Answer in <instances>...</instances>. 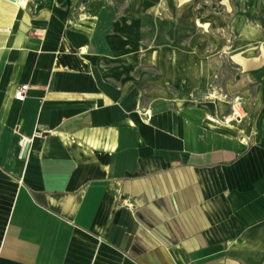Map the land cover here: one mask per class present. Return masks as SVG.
Listing matches in <instances>:
<instances>
[{"label": "crops", "instance_id": "0c3cea01", "mask_svg": "<svg viewBox=\"0 0 264 264\" xmlns=\"http://www.w3.org/2000/svg\"><path fill=\"white\" fill-rule=\"evenodd\" d=\"M253 1L0 0V264H264Z\"/></svg>", "mask_w": 264, "mask_h": 264}, {"label": "rangeland", "instance_id": "374dc122", "mask_svg": "<svg viewBox=\"0 0 264 264\" xmlns=\"http://www.w3.org/2000/svg\"><path fill=\"white\" fill-rule=\"evenodd\" d=\"M258 3H260V0L259 1H257V0H254L253 1L252 8L254 9V13H255L256 8H258ZM235 59L237 60V62L243 64L245 68L248 67L247 63L244 62L243 60L239 59V57L236 56ZM225 70H226V72L224 73V76H226V77L221 78V80L217 82V85L215 84V86H214V87H217L218 90H216V92H215L214 91V87H213L212 90H211V92L207 94V97H204L203 98V101L204 102H208V103H212V102L214 103V102H216L215 99H219V97L216 96V95H212V93H219L220 95H222V96H220V98L223 101L229 103V107L230 108H229V111L227 113V116H225V117H230L234 113L233 112L234 109L232 107H234V105H236L237 103H240V104L243 103L244 97H242L240 95L231 96V95H228L227 94V92L225 91V86L226 85H229L230 83H233V81L235 82L236 75L239 72L234 68V65H232V63L230 61H228V60H226V63H225ZM211 95H212V97H211ZM242 113H243V117L245 119L246 113H245V110L244 109H242ZM236 119L237 118H233L231 122L234 121V123H236ZM234 125H237V124H232L231 123V126H234ZM235 129L236 128H234V130Z\"/></svg>", "mask_w": 264, "mask_h": 264}, {"label": "bare ground", "instance_id": "6f19581e", "mask_svg": "<svg viewBox=\"0 0 264 264\" xmlns=\"http://www.w3.org/2000/svg\"><path fill=\"white\" fill-rule=\"evenodd\" d=\"M21 4H24V0H21ZM183 105H184V103H183ZM233 109H234L233 115L230 116V117L223 118V121L217 120L215 117L211 116V114L208 116V120H210L212 122H218V123L222 122L224 125H227V126L231 127V123H232L231 121H232L233 118L239 119V118L243 117L242 106H241L240 103H237L236 105H234Z\"/></svg>", "mask_w": 264, "mask_h": 264}, {"label": "built area", "instance_id": "2783aa9c", "mask_svg": "<svg viewBox=\"0 0 264 264\" xmlns=\"http://www.w3.org/2000/svg\"><path fill=\"white\" fill-rule=\"evenodd\" d=\"M28 86H21L17 89L15 98L20 101H24L28 92Z\"/></svg>", "mask_w": 264, "mask_h": 264}, {"label": "water", "instance_id": "95a60500", "mask_svg": "<svg viewBox=\"0 0 264 264\" xmlns=\"http://www.w3.org/2000/svg\"><path fill=\"white\" fill-rule=\"evenodd\" d=\"M8 1H10V2H12V3H15V2H20V0H8ZM28 152H29V144H26L25 145V148H24V151H23V159H26L27 158V154H28Z\"/></svg>", "mask_w": 264, "mask_h": 264}]
</instances>
